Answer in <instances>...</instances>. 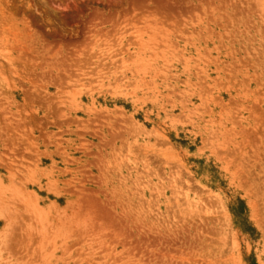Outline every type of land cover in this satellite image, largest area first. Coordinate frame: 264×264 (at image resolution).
<instances>
[{"label":"rangeland","instance_id":"rangeland-1","mask_svg":"<svg viewBox=\"0 0 264 264\" xmlns=\"http://www.w3.org/2000/svg\"><path fill=\"white\" fill-rule=\"evenodd\" d=\"M0 204V264H264V0H0Z\"/></svg>","mask_w":264,"mask_h":264},{"label":"bare ground","instance_id":"bare-ground-1","mask_svg":"<svg viewBox=\"0 0 264 264\" xmlns=\"http://www.w3.org/2000/svg\"><path fill=\"white\" fill-rule=\"evenodd\" d=\"M9 177H11V176H9ZM10 185H11V184H10ZM5 202H7V200H6ZM8 202H9V201H8ZM11 202H12V201H11ZM1 204H2V203H1ZM1 204H0V205H1ZM3 204H4V203H3ZM6 207H7V205H6ZM6 207H5V209L7 210L8 207H7V208H6ZM0 209H1V208H0ZM3 209H4V208H3ZM6 210H4V211H6ZM9 210H10V208H9ZM13 213H14V212H13ZM15 213H16V212H15ZM18 213H19V212H18ZM7 214H8V212H7ZM6 216H7V215H6ZM10 216H11V215H10ZM17 216H18V215H17ZM8 217H9V215H8ZM14 217H15V216H14ZM19 218H20V217H19ZM81 218H82V217H81ZM5 219H6V221H7V218H4V217H3V220H4V221H5ZM11 219H12V218H11ZM40 219H41V218H40ZM64 219H65V218H64ZM19 220H20V219H19ZM41 220H42V219H41ZM77 220H78V219H77ZM89 220H90V219H89ZM6 221H5V222H6ZM78 221H79V220H78ZM95 222H96V221H95ZM20 223H21V222H20ZM11 224H12V223H11ZM88 224H89V223H88ZM95 224H96V223H95ZM5 225H6V224H4V226H5ZM7 225H8V224H7ZM57 225H58V224H57ZM57 225H56V226H57ZM12 226H13V225H12ZM63 227H64V226H63ZM67 227H68V226H67ZM90 227H91V226H90ZM34 229H35V228H34ZM43 230H44V229H43ZM20 231H21V230H20ZM25 231H26V230H25ZM34 231H35V230H34ZM36 231H37V230H36ZM44 231H45V230H44ZM58 231H60V230H58ZM35 233H36V232H35ZM5 236H6V235H5ZM4 238H5V237H4ZM52 238H53V237H52ZM52 238H51V239H52ZM3 241H4V240H3Z\"/></svg>","mask_w":264,"mask_h":264}]
</instances>
